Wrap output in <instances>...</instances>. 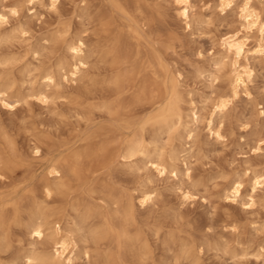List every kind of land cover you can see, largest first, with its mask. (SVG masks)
<instances>
[{
  "label": "bare ground",
  "instance_id": "bare-ground-1",
  "mask_svg": "<svg viewBox=\"0 0 264 264\" xmlns=\"http://www.w3.org/2000/svg\"><path fill=\"white\" fill-rule=\"evenodd\" d=\"M48 1L51 6H56L57 0ZM148 1L83 0L79 16H90V8L96 7L93 3L98 5L94 19H97L95 22L98 24L95 25H99L101 33L99 48L88 52L84 38L72 33V22L63 23L53 33L45 36L44 43L29 51L31 60L41 63L40 59L46 57V51L50 49L48 53L55 57L54 61L46 65H33L32 61L22 63L19 57L1 52L9 47L16 37L24 36L26 30L20 27L6 31L9 16H15L18 9L0 7L2 106L12 108L14 104L25 102L28 98H34L48 106L56 104L58 100H65L71 104V117L74 118L75 126L79 127L75 142L68 146L65 143L66 146H62L57 156H49L48 160L45 159L46 161L39 165L36 163L41 170L38 172H26L29 167L24 169L25 172H15L23 166L18 156L17 144L15 145L16 142L5 131H0V253L9 250L14 234L12 226H18L29 241L28 249L23 250L22 257H18L24 264H72L76 254H81L85 260L91 261L90 243L96 251L93 250L96 254L92 251L93 256H97L94 257L95 261H99V253L101 264H146L148 261L146 240L144 241L141 233L134 229L135 191L133 196H127L128 193L120 192L116 186V189L113 188L112 183L110 182L112 186L109 184V181H113L112 175L101 171L111 165L131 168L135 160H142L149 171L152 170L158 175L169 173L176 176L177 171L171 164L170 167L164 164L165 155L161 157L157 145L164 136L175 130L177 125L183 128L188 139H192V130L183 123L181 111L177 112L175 103L167 100L168 77L162 61L153 59L148 54L149 49L145 47L147 41L145 42L144 38L147 37L143 35V27L151 16L152 6ZM173 1L178 18L189 29L192 22L191 0ZM236 1L217 0V7L220 11H226L231 9ZM28 2L35 5L43 4L44 0ZM89 3L92 4L89 6ZM238 8L241 28L236 32L227 30L218 37L223 52L222 60L230 59L233 65L234 77L232 89L229 90L231 98L245 90L251 76L250 69L240 63L247 54L244 42L246 34L255 29L264 35V19L251 5V0H241ZM70 18L69 20L73 19ZM262 52L263 46L260 44L253 50L254 54L260 55ZM93 53L96 65H93L94 68L89 73V63L93 59L89 61ZM62 82L79 83L80 86L73 88L69 94L61 89ZM228 101L230 100L224 98L217 99L212 115L224 113ZM149 109L152 112L147 114L145 111ZM144 112L147 115H144ZM142 114L144 116H141ZM189 117L191 123L196 124L199 121L198 111L192 108ZM212 119L211 116L207 123L208 131L220 138L221 130H215ZM31 152L39 163L41 150L37 140L33 142ZM153 154L156 156H152ZM170 154L167 157L173 159L169 157ZM37 173H40V177H37ZM28 175L30 178H27ZM36 178H39V183L35 182ZM249 179L251 194L247 195V201L253 203L252 195L255 190L264 185V173H253ZM79 188L83 189L80 198L77 193ZM224 192L226 198L241 197L244 192L242 181L233 179ZM140 194L141 205L154 201L152 193L143 191ZM89 201L98 202L96 207L106 211L92 213L88 208ZM68 212L74 213L79 219L73 224L76 234L80 237V247V242L76 240L78 235L65 228L66 222L70 221H66ZM71 228L74 229L73 226ZM41 244L46 245L42 247ZM11 260L9 259L10 262Z\"/></svg>",
  "mask_w": 264,
  "mask_h": 264
},
{
  "label": "rangeland",
  "instance_id": "rangeland-1",
  "mask_svg": "<svg viewBox=\"0 0 264 264\" xmlns=\"http://www.w3.org/2000/svg\"><path fill=\"white\" fill-rule=\"evenodd\" d=\"M82 2L83 0H57L54 7L48 0L35 5H31L28 0H0V7L18 9L15 16H9L6 31L21 27L27 33L23 38L16 37L1 52L19 57L21 62H31L29 51L44 43L45 36L53 33L60 24L69 22H72L71 29L74 28L72 33L84 38L86 50L94 52L101 44L99 25L96 27L95 24L98 23L94 19L98 5L93 3L96 7L90 8L92 15L79 16ZM148 2L152 6L151 16L143 27V35L147 37L144 38L147 41L145 47L149 49L148 54L153 59L162 61L168 77L167 100L175 103L176 107L173 106L178 108L177 112L181 111L183 123L192 130V139H188L183 128L177 125L176 132L173 129L162 138L166 142L161 139V143L157 145L159 154L161 157L165 155L163 160L166 161L161 157L160 160L167 167L171 164L177 171L176 176L169 173L158 175L151 169L149 171L142 160H135L131 168L111 165L101 171L112 175L113 181H109V184L112 183L113 188L116 186L120 192L128 193L127 196L134 195V229L147 241L145 243L149 257L146 264H264V185L255 190L252 195L253 203L247 201V195L251 194L250 175L264 173V35L255 29L246 34L244 42L247 54L240 63L250 69L251 76L245 90L231 98L229 93L234 77L233 65L230 59L222 60L223 52L218 37L227 30L236 32L241 28L238 8L241 0H237L226 11H220L217 0H191L192 22L189 29L178 18L173 0ZM90 4L92 3L89 6ZM251 5L264 19V0H251ZM259 44L263 46L262 54H254L253 50ZM48 52L50 49L46 51V57L40 59L41 63H31L46 65L54 61L55 56ZM89 62L88 69L91 70L88 72H92L96 63L94 53ZM61 84V89L69 94L73 88L80 86L79 83ZM220 98L230 100L227 102L228 106L224 113L212 115L213 106ZM58 101L48 106L34 98H28L25 102L14 104L12 108L4 107L0 102V131H5L16 142L18 156L23 164L15 172H25L24 169L28 167L26 172L41 171L39 164L48 160L49 156H57L66 146L65 143L68 146L76 141L79 127L75 126L74 118L71 117L72 106L65 100ZM192 108L198 111L199 121L196 124L190 121ZM145 112L149 114L152 111L149 109ZM145 112L144 115H147ZM211 116L215 130H221L220 138L208 131L207 123ZM36 140L41 150L39 163L31 152V146ZM169 154L174 160L167 157ZM39 174L37 173V177H40ZM237 178L242 181L244 192L237 199L226 198L224 190ZM36 180L39 183V178ZM79 189L77 196L80 198L83 189ZM143 191L152 193L154 201L141 205L140 193ZM91 202L88 204L91 212L96 211L97 214L99 211H106L96 207L98 202ZM76 217L74 213L68 212L66 221L70 220V223L66 222L65 228L72 234H76L73 224L79 220ZM12 230L15 232L11 237V246L3 254L0 253L3 256H0V264H24L18 257H22L23 250L28 249L29 241L18 226H12ZM75 234L74 237L78 235ZM78 237L79 235L76 240L80 242ZM80 244L81 242L78 243L79 247ZM41 245L45 247L46 244ZM91 246L90 243L91 261L76 254L72 264H101V256L97 254L99 261L96 262V251ZM9 259H12L11 262Z\"/></svg>",
  "mask_w": 264,
  "mask_h": 264
}]
</instances>
